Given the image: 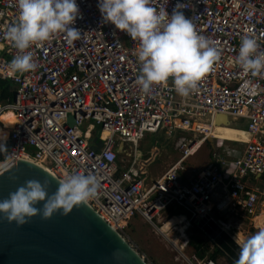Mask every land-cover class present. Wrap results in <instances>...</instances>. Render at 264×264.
Instances as JSON below:
<instances>
[{
    "label": "built area",
    "instance_id": "obj_1",
    "mask_svg": "<svg viewBox=\"0 0 264 264\" xmlns=\"http://www.w3.org/2000/svg\"><path fill=\"white\" fill-rule=\"evenodd\" d=\"M76 2L82 18L72 27L80 30L79 39L68 43L59 34L33 46L37 69L14 73L10 64L18 52L6 31L17 21L18 0H0V76L16 89L12 101L0 103V126L5 127L1 118L7 112L15 118L7 140H0L8 150L0 161L6 168L17 159L31 161L61 182L69 174L95 175L100 189L87 204L125 238L124 228L136 216L163 229L162 216L175 204L184 205L197 221L212 218V199L225 187L234 206L255 215L257 193L248 190L246 180L264 175V75L244 73L235 58L245 36L254 37L264 51V0H152L169 15L177 3L184 4L185 17L220 52L214 70L187 98L174 90L171 78L145 95L136 83L138 42L104 21L99 0ZM218 115L245 122L244 150L232 162L214 154L191 180H182L187 160L214 138ZM162 132L168 140L182 138L183 154L146 184L145 166L137 169V150L147 134ZM95 139L102 143L98 151L92 150ZM121 144L123 152L127 145L133 150L128 169L118 175Z\"/></svg>",
    "mask_w": 264,
    "mask_h": 264
},
{
    "label": "clouds",
    "instance_id": "obj_2",
    "mask_svg": "<svg viewBox=\"0 0 264 264\" xmlns=\"http://www.w3.org/2000/svg\"><path fill=\"white\" fill-rule=\"evenodd\" d=\"M98 7L105 22L138 42L140 74L136 83L145 95H150L154 86L167 85L171 78L174 90L187 98L220 60V52L180 10L184 4L177 3L171 15L154 8L152 0H99ZM18 9L17 21L6 31V39L18 52L10 64L14 73L37 69L30 51L33 46L42 47L59 34H65L68 43L80 37V30L72 27L81 17L76 0H18ZM235 63L253 77L264 75V51L254 37L242 38ZM7 154L6 144L0 143V155L7 158ZM5 170L0 161V172ZM48 186V180L43 184L38 180L26 181L0 201V213L17 226L27 224L37 215L45 220L57 212L67 216L74 207L86 205L98 196L100 181L91 174H69L50 196ZM40 202L43 207L37 208L35 205ZM238 245L235 264H264V228ZM113 256L119 259L121 253L117 250Z\"/></svg>",
    "mask_w": 264,
    "mask_h": 264
},
{
    "label": "water",
    "instance_id": "obj_3",
    "mask_svg": "<svg viewBox=\"0 0 264 264\" xmlns=\"http://www.w3.org/2000/svg\"><path fill=\"white\" fill-rule=\"evenodd\" d=\"M215 124L222 128H237L238 124L226 115H218ZM97 139L94 140V143ZM208 144L216 145L214 138ZM123 144L118 153H123ZM102 148L98 142L93 151ZM15 177V179H11ZM28 180L42 184L48 180L49 196L60 186V180L44 168L19 160L0 172V201L7 199ZM43 207V202L35 205ZM199 231L210 239L234 263L239 255V241L222 224L204 217L196 222ZM162 233V232H161ZM121 253L119 259L113 256ZM181 254L186 256L180 251ZM0 264H149L117 230L110 226L88 204L74 207L67 216L55 213L50 219L37 215L23 225L9 222L0 213Z\"/></svg>",
    "mask_w": 264,
    "mask_h": 264
},
{
    "label": "rangeland",
    "instance_id": "obj_4",
    "mask_svg": "<svg viewBox=\"0 0 264 264\" xmlns=\"http://www.w3.org/2000/svg\"><path fill=\"white\" fill-rule=\"evenodd\" d=\"M240 122L242 125L245 123L243 120ZM217 130L218 131L214 135L215 138L235 141L237 143H233V145L241 149L243 148V144H236L240 142H247L248 140V135L243 130L228 127H218ZM182 135V133H179V136ZM189 138H194V136L190 135ZM182 143L183 140L179 137H177L176 141H173L168 140L165 135L152 136L147 134L145 136L140 143L136 156L138 161L137 169L142 170V164L145 166L143 174L145 175L144 178L146 184L151 183V180L156 179L164 172L165 169L169 167V165L182 157ZM227 145L229 147L233 146L231 143H228ZM127 149H129V146ZM211 153V146L204 144L189 160H187L185 169L189 170L191 167H198L201 169L209 162ZM231 154H236V152H231ZM124 162L125 163L122 164L126 165V159ZM184 173L186 175V170ZM251 185V187H254L257 191L258 200L256 208L259 214L263 211L262 214L255 218V222L252 220V217L242 219L237 216H232V214H230L231 216H225L226 223L230 224V228L236 232L243 233L246 237L255 234V232L259 230L256 226H258V228H264V178L260 179L258 183L253 182ZM166 220L167 218H165L162 223ZM162 223H159V227H163ZM123 232L125 233L126 239L129 243L135 247V249L146 259V261H149V264H190L187 257H191V247L182 248V253L186 256L185 258L180 252L181 249L173 245L171 242V238L175 237L179 244H183L184 239L182 235H179L178 231L173 232V234L170 233V235L169 233H161V231L155 226L146 222L140 216H136L128 222ZM190 233L191 232L188 233V236ZM244 235L238 238L239 242L246 238ZM176 240L173 241L177 243ZM218 264H228V260H220Z\"/></svg>",
    "mask_w": 264,
    "mask_h": 264
},
{
    "label": "crops",
    "instance_id": "obj_5",
    "mask_svg": "<svg viewBox=\"0 0 264 264\" xmlns=\"http://www.w3.org/2000/svg\"><path fill=\"white\" fill-rule=\"evenodd\" d=\"M236 123L238 124V127L235 129L245 131V123L243 125L241 124V122H236ZM159 135H164V133L162 132ZM159 135H157V136H159ZM187 136L188 135L186 134V137ZM214 139L216 141L215 147H213L211 144L207 143L208 145L211 146L212 153L210 154L211 157L209 159V162L204 167H206L210 162H212L214 154L222 153L223 155H226V158H228V161L232 162L233 160H235V158L239 157L241 155L242 151L244 150V143L243 142L236 144V145H242L243 144V148L241 149V148H239L237 146L235 147V145H233V143H237L235 141L223 140V139H222V141H218L217 139H220V138L216 139L215 137H214ZM228 143L229 144L231 143L233 146L229 147L227 145ZM128 146H129V149H127ZM132 150H133V147L130 145H127L124 152L121 155H119V161H118L119 173H118V175H121L123 172H125L128 169V167L130 165L131 157H132L131 156ZM158 151H159V149H158ZM231 152L232 153L236 152V154H231ZM180 158L177 161H179ZM125 159L127 161L126 162L127 164L123 165L125 163L124 162ZM177 161H175L171 165H169V167L167 169H165L164 172L162 174H160L156 179H158L161 175H163L165 172H167ZM204 167H202L201 169H203ZM201 169L198 167L197 168L191 167V169H189V170L186 169V175L184 172L182 173V180H184L186 182L188 180H191V178H193V176L198 171H200ZM263 178H264V175L261 177L248 178L246 180V186H247L248 190L253 191V192H257L254 189V187H251L252 186L251 184L253 182L258 183V181H260V179H263ZM156 179L151 180V181L153 182ZM225 189H226V187L223 188L222 191H220L217 195H215L213 197L212 202H211L210 215L214 220H216L217 222L222 224L224 226V228H226V230H228L233 236H235V238H237V236H239V234H243V233L236 232V231L232 230L230 228V224L226 223V220H225L226 217L225 216H229L230 214H232V216H237L238 218H242V219L247 218V217L248 218L252 217L253 218L252 220L255 222V218L258 217L259 215H261L263 211L259 214V212L256 208V214L255 215H249L247 212H245L242 209V207L239 204L237 206H234V204H233L235 202L234 199L231 198V196L229 195V193H227V191ZM187 211L189 212V210L184 205L175 204L170 209H168L167 211L164 212V214L162 216L163 218L160 222V223H162L164 221V219L167 218V220L164 223H162V225L164 227L166 224L171 223V221H174V223L172 224V226L169 230V235H170V233L173 234V232L178 231L179 235H182L184 242L181 245V244H179V242L176 240L175 237L174 238L170 237V238L172 240H176L177 244L180 245L182 248L191 247L190 248L192 250L191 257H187V258L190 260H198L199 262H204V261L210 259V256L214 255L216 251H220L221 255L216 260L217 264H218V262H220V260H224V259L228 260V264H235L210 239H208L202 233L200 234L201 241L196 240V238H193L194 236H196L195 229H197V231H199L197 226H196V222H198V221L195 219L196 217L194 216V214L191 213L190 216L186 215ZM178 226H180V227H178ZM255 226H256V223H255ZM256 227H257V229H260V228H258V226H256ZM189 232H191V233L188 236ZM175 236H176V234H175ZM202 241H203V243H202ZM191 243L193 244V248L191 246ZM182 248H181V251H182ZM199 248L205 249V256L203 258H201L200 255H198L197 251Z\"/></svg>",
    "mask_w": 264,
    "mask_h": 264
},
{
    "label": "trees",
    "instance_id": "obj_6",
    "mask_svg": "<svg viewBox=\"0 0 264 264\" xmlns=\"http://www.w3.org/2000/svg\"><path fill=\"white\" fill-rule=\"evenodd\" d=\"M15 93H16V89H15V86L12 84V82L3 79L0 76V103L5 102V101H12L15 98ZM4 122H6V125L9 126V123H7L8 121L4 120ZM5 135L8 136L9 131H5ZM2 158H3V156L0 155V160H2ZM186 215L190 216L191 212L187 211ZM195 232H196V236H194L193 238H196V240L201 241V239H200L201 232L197 231V229H195ZM242 236H243L242 234H239V236H237V238L242 237ZM202 243H203V241H202ZM191 246L193 248L192 243H191ZM197 252L201 258H203L205 256V249L204 248H199ZM220 255H221V252L216 251L214 255L210 256V259L216 261Z\"/></svg>",
    "mask_w": 264,
    "mask_h": 264
},
{
    "label": "bare ground",
    "instance_id": "obj_7",
    "mask_svg": "<svg viewBox=\"0 0 264 264\" xmlns=\"http://www.w3.org/2000/svg\"><path fill=\"white\" fill-rule=\"evenodd\" d=\"M3 119L6 120V121H8L7 123H9V126L6 125V122H4ZM1 121L4 123V126L5 127L0 126V140H1V142H5L7 140V138H8V136L5 135V131H8L7 128L12 127L14 125V123H15V118L13 116V113L12 112H7L6 114H4L2 116V118H1ZM217 128L218 127H215L213 129V136L218 131ZM173 223H174V221H171V223L166 224L163 229H160V231L163 232L164 234L165 233H169V230H170V228H171V226H172ZM171 242L173 243V245L179 247L180 249L182 248L177 243H175L172 239H171Z\"/></svg>",
    "mask_w": 264,
    "mask_h": 264
}]
</instances>
